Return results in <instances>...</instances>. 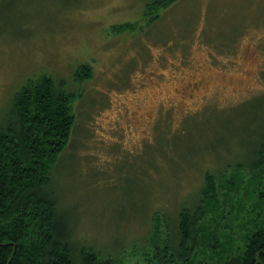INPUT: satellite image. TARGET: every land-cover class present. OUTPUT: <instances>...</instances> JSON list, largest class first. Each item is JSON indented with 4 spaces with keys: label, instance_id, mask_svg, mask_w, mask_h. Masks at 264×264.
Segmentation results:
<instances>
[{
    "label": "rangeland",
    "instance_id": "1",
    "mask_svg": "<svg viewBox=\"0 0 264 264\" xmlns=\"http://www.w3.org/2000/svg\"><path fill=\"white\" fill-rule=\"evenodd\" d=\"M144 11L143 0H0V127L29 78L76 94L54 189L78 247H124L123 264H149L140 246L159 215L175 216L206 171L250 165L264 135V0H178L150 24Z\"/></svg>",
    "mask_w": 264,
    "mask_h": 264
},
{
    "label": "trees",
    "instance_id": "2",
    "mask_svg": "<svg viewBox=\"0 0 264 264\" xmlns=\"http://www.w3.org/2000/svg\"><path fill=\"white\" fill-rule=\"evenodd\" d=\"M143 1L150 24L178 0ZM135 25L119 28L131 31ZM91 76L90 65L77 67V81ZM62 85L47 74L29 78L0 127V264H123L124 247L118 256L79 248L75 217L67 218L54 189V169L64 160L77 121L76 94ZM251 159L250 165L233 166L231 178L224 169L232 165L206 171L197 194L175 216L160 214L149 248L140 246L146 261L264 264V135Z\"/></svg>",
    "mask_w": 264,
    "mask_h": 264
}]
</instances>
